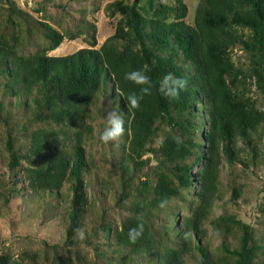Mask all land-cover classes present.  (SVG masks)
Masks as SVG:
<instances>
[{"label":"rangeland","instance_id":"374dc122","mask_svg":"<svg viewBox=\"0 0 264 264\" xmlns=\"http://www.w3.org/2000/svg\"><path fill=\"white\" fill-rule=\"evenodd\" d=\"M118 1L130 4L135 0H0V44L13 45L18 54L32 55L48 47L45 26H50L63 36V41L47 51V56L98 49L123 20L120 9L113 7ZM198 1L184 0L185 22L190 25ZM158 3L173 6L175 0H138L137 10L149 17ZM122 26L127 30L123 22ZM232 60L239 66L248 63L239 48L233 49ZM110 85L89 103L85 124H72L69 137L63 139L59 134L65 129L63 124L43 118L53 110L36 118L33 104L29 102L32 106L27 109L17 105L5 80L0 79V264H165L164 250L181 247V235L186 232L184 221L199 204L197 173L203 164L199 162L192 168L189 187L179 188L164 207L152 206L159 175H170L169 167L158 163L160 156L152 149H158L165 135L179 127L173 128L167 122L157 125L152 142L146 145L152 148L133 155V160L126 150L127 130L118 141L104 144L99 136L107 126L109 111L123 116L125 129L127 123L125 112L112 101ZM245 89L264 112L260 93L249 82ZM195 109V127L186 136L198 141L206 124L204 114ZM43 133L59 136L52 148L41 152L34 148V140ZM79 144L86 166L75 200L73 178L66 176L58 186L48 185L49 173L42 171L55 155L64 153L70 161L74 146ZM236 147L241 152L233 164L225 155L220 156L217 197L198 234L189 235L183 264H201L198 247L205 249L210 264H235L236 257L226 253L223 246L239 250L242 224L249 226L255 246L250 264H264V129L257 132L253 157L242 142ZM13 155L17 156L15 160ZM193 157L188 156L184 163L189 165ZM169 177L177 182L173 174ZM74 218L75 226L71 222ZM140 218L143 233L152 240L151 250L137 251L138 245L134 248L126 242V230L135 227L132 223ZM78 228L84 231L83 239L76 234Z\"/></svg>","mask_w":264,"mask_h":264},{"label":"trees","instance_id":"16d2710c","mask_svg":"<svg viewBox=\"0 0 264 264\" xmlns=\"http://www.w3.org/2000/svg\"><path fill=\"white\" fill-rule=\"evenodd\" d=\"M113 5L120 9L123 20L120 19L114 34L98 49L84 48L62 57L47 56V51L56 49L63 41V36L50 26H45L48 47L32 55L18 54L13 45L0 44V79L5 80L17 105L27 109L32 106L29 102L33 104L36 118L53 110L43 118L63 124L65 129L59 133L63 139L69 137L72 124H85L89 103L111 84L112 101L126 115L129 132L126 150L131 160L145 148H152L146 145L152 142L157 125L167 122L173 128L179 127L178 131L173 129L174 133L165 135L158 149H152L160 156L158 163L169 167L177 182L162 172L150 203L160 207L162 201L167 203L177 195L179 188L189 187L192 168L202 162L197 173L199 204L184 221L186 232L196 235L217 197L215 183L221 154L233 164L241 152L236 145L242 142L253 157L257 132L264 129V112L245 89L249 82L264 99V0H199L192 25L185 22L184 0H175L173 6L158 3L149 17L139 13L135 1L130 4L118 1ZM234 48L244 53L248 63L239 66L232 60ZM137 69L144 70L154 85L152 94L144 97L139 110L127 104V96L138 92L139 87L124 79L125 73ZM169 72L188 81L179 99L169 100L159 92L160 79ZM195 107L204 114L206 124L198 141L186 136L195 127ZM176 116L182 119L177 121ZM45 135L34 140V148L42 149L41 152L52 148L59 136ZM71 155L70 161L64 153L48 159L42 174L49 173L46 183L54 186L63 177L73 178L76 200L86 166L80 144L74 146ZM193 155L189 165L184 163ZM16 157L13 155L12 160ZM73 212L76 216V211ZM71 222L76 225L75 218ZM139 222L132 224L136 226ZM241 228L239 250L224 246L223 250L236 257L235 264H250L255 251L252 232L246 224ZM128 232L129 229L126 242L134 248L138 245L137 251L153 249L146 234L133 244L129 242ZM190 240L189 236H183L178 250H164L165 264H183ZM198 248L201 264H210L205 249ZM261 248L264 250V246Z\"/></svg>","mask_w":264,"mask_h":264},{"label":"clouds","instance_id":"9594fccd","mask_svg":"<svg viewBox=\"0 0 264 264\" xmlns=\"http://www.w3.org/2000/svg\"><path fill=\"white\" fill-rule=\"evenodd\" d=\"M124 79L137 85L139 87L138 92H132L127 96V104L131 109L139 110L141 101L145 96L152 94L154 87L151 77L146 74L144 70L137 69L124 74ZM188 81L183 77H178L174 73H166L159 82V92L168 98L169 100L179 99L180 92L187 89ZM107 126L104 128L99 136V139L104 144L118 141L125 135V120L122 115L117 111L111 110L107 113ZM179 143V140L177 141ZM164 201L161 202L160 207L165 206ZM139 222L135 227L129 229L128 237L130 243H136L143 235L144 224ZM76 234L80 239L84 238L83 229L78 228ZM190 233H184V237L187 238Z\"/></svg>","mask_w":264,"mask_h":264},{"label":"water","instance_id":"95a60500","mask_svg":"<svg viewBox=\"0 0 264 264\" xmlns=\"http://www.w3.org/2000/svg\"><path fill=\"white\" fill-rule=\"evenodd\" d=\"M138 0H135V2L137 3Z\"/></svg>","mask_w":264,"mask_h":264}]
</instances>
